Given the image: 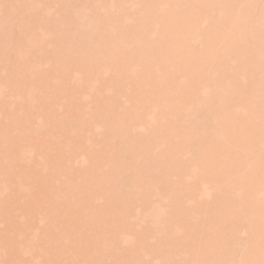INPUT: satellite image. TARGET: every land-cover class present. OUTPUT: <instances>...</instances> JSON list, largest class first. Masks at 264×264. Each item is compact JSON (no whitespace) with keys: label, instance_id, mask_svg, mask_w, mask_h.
Returning a JSON list of instances; mask_svg holds the SVG:
<instances>
[{"label":"rangeland","instance_id":"374dc122","mask_svg":"<svg viewBox=\"0 0 264 264\" xmlns=\"http://www.w3.org/2000/svg\"><path fill=\"white\" fill-rule=\"evenodd\" d=\"M227 2L0 0V133L11 130L12 115L22 126L19 148H12L11 156L3 155L1 160L8 166L10 158L15 167L20 164L24 169L33 164L49 178L46 187L52 186V195L61 194L63 200L73 192L74 199L63 204L66 211L79 210L75 225L87 228L85 221L92 218L94 226L89 231L96 234L97 245L104 238L109 241L107 251L101 246L99 261L95 257L75 262L74 246L83 241L74 239L76 233L67 241L68 235H59L57 248H48L51 236L47 232L53 219L40 210L25 212L21 204L34 189H23L22 195L17 192L19 204L0 210V230L8 220L24 227L15 229L17 241L12 249L0 243V264H16L26 249L30 256L27 264H118L129 252L133 253L131 264H201L198 244L203 230L210 223L222 228L225 212L220 205L227 194L245 189L237 184L228 193L201 148L213 144V128L222 111L212 110L210 103L202 108L199 101L223 95L232 128L240 124L243 113L242 92L236 86L248 82L241 61L235 57H228L223 64L211 62L216 37L229 28L225 20L233 18L235 28H243L232 39L251 50H264L256 30L264 0H233L230 6ZM241 3L244 6H239ZM23 23L31 26V32L28 28L24 32ZM67 31L77 33L81 43L68 37ZM35 36L43 42L34 50L30 48L29 63H23L31 70L41 67L60 81L61 89L50 96L48 89L37 88L32 80L17 87L12 78L13 54H24ZM63 56L73 65L60 68L57 62ZM231 71H235V78L229 76ZM260 71L261 67H256L254 78L259 79ZM32 90L34 97H30ZM40 94H46V101ZM25 114L30 120H21ZM45 120L60 123L59 138L34 145L28 136ZM200 134L204 142L198 140ZM261 136L257 148L263 154L264 134ZM132 146L137 148L130 150ZM50 148L53 158L42 161ZM151 172L158 173L156 178ZM8 176L3 165L0 180L5 184L1 183L0 198L7 191L16 197V183ZM63 181L68 185L60 189ZM119 185L122 189L114 192ZM201 202L207 204L205 209L199 207ZM96 210L102 214L98 219ZM114 215L117 219L110 227L103 218ZM221 232L219 249L224 255L223 228ZM244 235L242 232L236 244L235 263L245 252L246 246L241 244ZM209 238L212 240L208 233ZM211 240L204 252L212 248ZM58 243L65 245L59 247ZM47 249L51 253L46 257ZM221 264H227L223 257Z\"/></svg>","mask_w":264,"mask_h":264},{"label":"bare ground","instance_id":"6f19581e","mask_svg":"<svg viewBox=\"0 0 264 264\" xmlns=\"http://www.w3.org/2000/svg\"><path fill=\"white\" fill-rule=\"evenodd\" d=\"M227 1L228 4L233 0H227ZM228 5L230 6V4ZM239 6L242 7L244 6V4L241 3ZM261 11L262 12H260V20L257 21L258 28H256V30L259 31L261 47H264V5L261 7ZM237 12L239 13V11ZM227 21L228 20H225L226 26L229 28L217 34L216 37L217 44L215 46L216 47L215 52L211 55L212 56L211 62L223 64L224 62H226L225 60L228 57H232V56L236 58L235 61H241V64L243 65V71L248 76L247 77L248 82L246 83V85L244 84V85L236 86V88L238 87V89H240L242 92L241 99H242L243 113L240 124L233 126L231 128L228 125L229 122H232L231 113L230 111L228 113L227 108L223 104L224 102V99L222 100L223 95L219 96L218 94L214 96L211 100L209 98H206L203 99L204 101L203 100L199 101V105L202 108L210 103L211 104L210 108H212V110L217 112L222 111L219 116V120L222 123L219 122L218 125L215 124L213 128V133L215 138L213 144H207L204 145V148L203 147L201 148L205 153L203 154L204 158H206V161L210 165L212 164V167L215 168L216 172H218L220 179L222 180L223 183L222 185H224V187L226 186V189L229 190L228 193H230V190L234 189L237 184H242L245 187V189L244 191L241 192L235 191L230 194H227L225 199L224 200L222 199L223 200L222 205H220L219 203L220 206H223V212H225V218H223L224 222L222 221L223 222L222 228L224 231L223 243L224 246L226 247L225 254L222 255L223 252L221 253L219 249L220 246L219 241L221 240L220 238L222 234L221 232L222 228L218 229L217 226L216 228H214L210 223L209 225H207V227H205V230H203L202 235L200 236V240L198 239L199 240L198 245H200V249H202L200 250L199 257L201 264H209V263L221 264V257L225 258L227 264H264V153L262 154V149L260 153L257 148L259 147V140H260L259 138L262 133L264 134V50L261 49L259 51V48L251 50L247 44L245 46L242 43L237 44V41L233 40L232 37L233 35L234 36L236 35L237 31L239 32L240 35V33H242L243 26L242 28H235L233 18H231L228 22ZM23 25L25 26V28H23L24 32L26 31L27 28L29 29L27 30L29 32L31 26L26 23H23ZM18 31L21 34V28ZM67 36L68 37L73 36L76 39L75 41L81 43L82 39L80 38L79 35H77V33L74 34L71 33L70 31H67ZM23 37L24 36H22V38ZM32 37L33 36H31L30 38ZM229 37H231V39H229ZM19 38L20 37H18V41H20ZM42 42H43V38L41 39L35 36L33 39L30 40V43L28 44L26 50L23 52L24 54L22 53L18 54V52H15L13 54L12 78L14 80L15 86L17 87L21 86L22 83L24 84L25 82H27V80L30 81L32 80L36 83L35 86H37V88L40 87L39 89L41 88L48 89L49 94L47 96H50L51 94H53V91L57 92L58 89H61L60 81L57 82L55 80L56 78L54 79V76L52 77V75L48 74L45 70H40L41 67L39 68L37 67L36 69L34 68V70H31L28 64L23 63V62L29 63L28 62L29 61L28 54L30 53L29 50L31 49L34 50L35 45H38ZM1 43L3 42H0V46H2ZM57 52L59 53L58 49L55 50V54ZM38 53L40 52L38 51ZM41 53L43 52L41 51ZM70 55L71 57H74L73 56L74 53L71 52ZM90 57L93 58L94 54ZM68 60H69L68 57L63 56V58H61V61L60 62L58 61L57 64L60 68H67L68 66L73 65V61H68ZM220 66L223 68V70H225L223 65ZM258 66L261 67L259 79H257V77L254 78L256 74L255 70L256 67ZM225 72L227 71L225 70ZM229 76L235 78L236 76L235 71L229 72ZM220 87H223V85L221 84ZM226 87L229 88L228 85ZM222 91L223 90L219 88V92ZM40 95L43 98V100L46 99L45 97L46 94L45 95L40 94ZM30 97H34L33 90H32V96L30 95ZM49 99H50L49 101H52L51 98ZM14 112H15V108L13 106L11 110V114ZM21 120L22 121L30 120L29 114L23 115ZM11 122H12L10 123L11 130L7 131L5 129H2L0 133V161L3 163L2 164L0 162V170L1 167L5 165V169H7L9 173L8 177L11 180V183H16L17 189L15 194L16 197L11 195L10 191H7L6 194H4L2 198H0V210L1 211L3 210V212L5 210H10V208L15 207L16 204L20 203V198L17 192L21 194L20 191H23V189H25L24 191L30 188L34 189L32 195L28 196L25 199V201L21 204V206L23 207L22 209H24V211L27 213H30L31 211L33 212L36 210H40V213L46 214L53 219V223H52L53 227L49 229L47 232V234L51 236V241L47 242L46 246L52 250H55L57 248L55 246V243L58 241L57 237L59 235H62V237L68 235L66 239L67 241L70 239V237H73L76 233L74 239L80 238L83 241L78 242L77 243L78 245L76 244L74 246L75 248H77L76 249L77 258L75 262L84 259L91 260L92 258L94 260L95 257H98V261H99L101 258L99 256L100 248L102 246L104 248V251H107V247H109V241L107 238H104L102 240V244L99 243L100 246L97 245V242L95 240L96 234L94 236V232L89 231V229L92 228V226H94V222H92L91 220L92 218H89L85 221L87 228H85V226H83L81 223L75 225V222L73 221H76L77 212L79 210L73 209V211H68L69 210L68 209L66 211L63 204L73 200L75 197L74 193L69 191L67 196L65 197L66 200H63L61 194L54 193V195H52L53 193L51 192V190H49L50 188H52V186H50V188L46 187L49 178L46 177L45 174H42L40 171H38L33 164L26 165L24 169L20 164H18V167H15L14 162H12L10 158H9L8 166L4 164V162L1 160V157L3 155L11 156L12 148H17V147L19 148L20 141L18 137H20L22 126H20V123L14 119L13 115L11 116ZM40 123L41 124L35 127L34 133L31 135L29 134L28 136V139H30L31 143L37 145L41 142L43 145L45 141L59 138L60 128H58V126H60V123L57 122L46 123V120L44 123L42 122ZM122 137H123L122 135L119 136L120 139H122ZM203 138L204 136L202 134L198 136V140L200 142H204ZM239 147H240V151H239ZM41 148L44 149L42 146ZM135 148L137 147L132 146L130 150L131 149L134 150ZM55 149L56 148H54V150ZM121 150L124 151L125 149L121 148ZM46 151L47 152L45 153V156H43L46 157V159L43 158L42 160L45 162L53 158L51 148ZM207 153H209L210 156ZM107 158H110V156H107ZM99 159L101 160V158L97 157V161H99ZM156 174L158 173L154 172L151 177L156 178L157 176ZM17 178H20V181L17 180ZM66 179L67 178L65 177V180ZM2 182L5 184V180L3 181L0 180L1 187L3 186L1 185ZM7 182L9 183V180H7ZM67 185L68 182L63 181L62 185L61 186L58 185V187L61 189L62 186L66 187ZM121 186L122 185L115 187L114 192H117L118 188L122 189ZM214 191L216 190L214 189ZM48 200H50L49 205L46 204ZM206 205H207L206 203L201 202L199 204V207H201L202 209ZM107 207L110 208V205H108ZM43 210H46L47 212H43ZM99 213L101 214V210H96V214H95L96 219L99 218L98 215ZM0 216L2 215L0 214ZM116 219L117 217H115V215L114 217H109L107 219L103 218L104 222L106 220L107 225H109L110 227L114 224L113 222L116 221ZM58 221L61 222L59 223L60 226L57 224ZM28 225L30 224L28 223ZM71 227H74L73 229L74 232L70 230ZM22 228H24L22 225L18 223H13V220H8L6 225L2 228V230H0L1 246L12 249V246H15L17 241L16 239L17 236L14 233V231L15 229H19L18 231H20L22 230ZM38 231L39 229L37 230V232ZM239 231H240V235L242 234V232L245 233V235L241 240V244L246 247H245V252L240 255V258L235 263L234 262V256L236 255L235 248L238 241H240L239 238L240 235H238ZM101 232L102 231H100V233ZM208 233L211 234L212 237V240L211 238L208 239L212 241V248L210 247L209 249L208 247L207 251L204 252L203 248L205 247L206 242H208L207 240ZM127 236L128 239L131 240V236L129 234H127ZM29 244L30 246H32L33 242H30ZM63 245L65 244L60 243L58 246L62 247ZM50 249L44 251L46 257L50 255L51 253ZM28 253L29 251L27 249L26 251L23 250L22 256L16 260V264L29 263L28 257L30 256H27ZM132 254H133L132 252H129V254L124 256L118 264H129L130 258L133 257ZM96 264H100V263H96Z\"/></svg>","mask_w":264,"mask_h":264}]
</instances>
